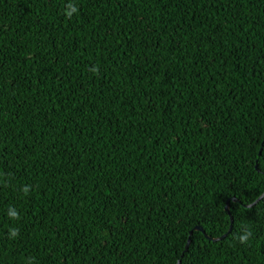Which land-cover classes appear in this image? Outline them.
Listing matches in <instances>:
<instances>
[{
	"label": "trees",
	"instance_id": "trees-1",
	"mask_svg": "<svg viewBox=\"0 0 264 264\" xmlns=\"http://www.w3.org/2000/svg\"><path fill=\"white\" fill-rule=\"evenodd\" d=\"M263 194L264 0H0V264H264Z\"/></svg>",
	"mask_w": 264,
	"mask_h": 264
},
{
	"label": "clouds",
	"instance_id": "clouds-1",
	"mask_svg": "<svg viewBox=\"0 0 264 264\" xmlns=\"http://www.w3.org/2000/svg\"><path fill=\"white\" fill-rule=\"evenodd\" d=\"M77 12H78V8H77L76 6H74V5L71 4V3L67 5L66 15H67L68 18H71L72 15H73L74 13H77ZM93 71H94V72H98V67H97V68H94ZM25 191H28V189H25ZM10 215H11L14 219L17 218V214H16L15 212H10ZM15 235H16V232L13 231V232H12V236L15 237ZM251 236H252L251 231L245 230V231L243 232V234H241V235L238 236V240H239V242H240L241 244H246V243L249 241V239H250Z\"/></svg>",
	"mask_w": 264,
	"mask_h": 264
},
{
	"label": "water",
	"instance_id": "water-1",
	"mask_svg": "<svg viewBox=\"0 0 264 264\" xmlns=\"http://www.w3.org/2000/svg\"><path fill=\"white\" fill-rule=\"evenodd\" d=\"M261 153H262V150L260 151L259 156L261 155ZM256 168H257V170L259 171V169H258V165H256ZM263 198H264V194L258 199V201H260V200L263 199ZM233 201H237V200H236V199H233ZM258 201H257V202H258ZM228 204H229V202H228ZM226 211H227L228 213H230V211H229V206H228V205H227V207H226ZM231 222H233L232 217H231ZM231 230H232V225H231L230 230H229L228 233H230ZM194 231L201 232V233L205 234L204 229H203L202 227H200V226H197V227H195V228L193 229V231L190 232V236L193 234ZM228 233H227L226 235L222 236L221 238H216V239H212V238H210L209 236H207L206 234H205V237H206L207 239L211 240V241H215V242H216V241H219V240L224 239V238L228 235ZM189 246H190V238H189V240H188V242H187V244H186L185 252L188 250ZM180 263H181V262L179 261L178 264H180Z\"/></svg>",
	"mask_w": 264,
	"mask_h": 264
}]
</instances>
